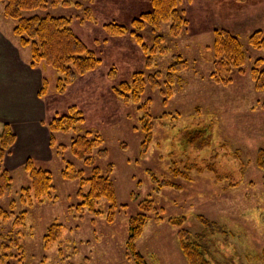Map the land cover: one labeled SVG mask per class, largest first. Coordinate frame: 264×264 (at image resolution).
<instances>
[{
  "label": "rangeland",
  "instance_id": "1",
  "mask_svg": "<svg viewBox=\"0 0 264 264\" xmlns=\"http://www.w3.org/2000/svg\"><path fill=\"white\" fill-rule=\"evenodd\" d=\"M53 1L48 0L45 11L25 15L47 13L71 17V29L100 63L77 77L60 95L55 92L56 72L47 67L43 76L48 83L46 92L40 95L41 88L38 91V97L45 101L47 115L46 120L38 121L42 128L38 127L40 132L34 137H40L43 142L46 131L45 150L49 160L31 157L34 149L28 155H21L22 138L16 142V135L3 159V167L13 179V190L0 200V205L7 208L15 200V213L26 209L19 200V191L29 184L23 170L25 162L31 159L52 172L56 200L27 209V226L21 239L25 263L134 264L125 246L128 219L137 213V202L151 193L156 208L162 209L159 214L162 220L157 221L151 214V220L135 242L136 250L147 264H187L177 245V228L168 223V218L184 216L182 228L197 232L202 228L198 215L224 225L233 234L229 245L222 247L223 253L230 251L241 264H264L260 259L264 252V171L256 165L257 151L264 148V91L255 89L250 74L255 60H264V51L253 48L249 41L256 31H261L264 37V0H178L177 8L184 21L179 27L165 21L155 28L146 24L138 31L143 43L152 48L148 49L150 64L148 55L130 32L134 19L152 12V0H56L51 4ZM14 24L15 21L4 17L0 3L2 42L20 65L26 57L29 61L30 50L21 47L12 34ZM108 24L124 26L127 32L110 34L105 28ZM216 31H226L238 39L245 58L242 69L231 67L226 72L218 67L220 59L213 49ZM156 37L161 40L155 42ZM153 41L158 47L154 48ZM177 56L185 60L187 68L173 73L174 78L171 77L167 87L168 72ZM137 72L146 80L141 101L149 103L153 132L151 143L143 153L137 106L125 104L114 91L120 83L130 82ZM150 81L157 82V86H151ZM71 106L80 110L84 122L77 126L76 133H57V144L69 146L71 137L86 131L101 135L103 143L92 156L95 165L103 171L112 165L111 177L119 207L111 222L107 221L109 205L104 200H99L96 206L101 214L74 208L79 202L75 196L78 182L61 177L62 162L50 148L47 125L53 118L66 114ZM192 120L212 126L213 141L228 147V151L219 150L217 165L220 173L235 174V187L216 183L209 173L194 175L192 180L170 177L168 153L173 149V137ZM103 150L105 155L100 154ZM226 152L240 153L243 173L238 171L237 160L224 157ZM202 156H196L197 160ZM64 157L76 169L89 174L90 168L84 167L68 150ZM225 159L226 168L223 167ZM231 162L234 166H229ZM146 172L159 179H170L178 188H164L155 193L151 191L153 184ZM131 193L136 194V200L131 199ZM10 222H0V229L9 228ZM53 224L59 228L58 236L45 247L43 236Z\"/></svg>",
  "mask_w": 264,
  "mask_h": 264
},
{
  "label": "trees",
  "instance_id": "2",
  "mask_svg": "<svg viewBox=\"0 0 264 264\" xmlns=\"http://www.w3.org/2000/svg\"><path fill=\"white\" fill-rule=\"evenodd\" d=\"M55 1L51 4H54ZM0 3L3 5L4 17L15 21L12 34L18 39L21 47H28L30 50L29 66L39 68L45 65L56 72L55 92L57 94H62L77 77L99 65V59L71 29V17L55 16L47 13L43 16L38 14L25 15V13L37 10L45 11L48 0H0ZM177 4L178 0H152V12L142 14L138 19L131 22L133 31L130 32V35L141 45L146 55L150 54L148 49L152 48L143 43L138 31L142 30L146 24H150L155 28L160 22L165 21H171L173 27H179L184 21ZM105 28L108 33L113 35L127 32L124 26L116 24H108ZM160 40L161 37L155 38V42ZM249 41L253 48L264 51V37L261 31L254 32ZM155 42H152L155 45L154 48L158 47ZM213 49L214 55L220 59L217 64L220 69L226 72L231 67L242 69L245 62L244 51L236 37L226 31L214 32ZM147 58V63L150 64V55ZM176 59L170 68L171 72H168L167 81L165 82L167 87H170L171 77L174 78L173 73L181 72L187 68L185 60H181L180 56H177ZM239 73H242L241 70ZM250 74L255 89L264 91V60L261 58L256 59ZM150 84L155 87L158 83L150 81ZM47 86L48 83L43 78L40 95L45 94ZM145 87L146 80L143 79L140 72H137L133 74L130 82L124 81L114 88L116 95L122 98L125 104L132 103L137 106L135 111L139 117L138 123L142 133L141 136L143 135L142 153L151 143L153 134L150 124L149 103L148 101H141ZM83 122L81 112L75 106L69 107L66 114L53 118L47 125L50 134V148L54 156L62 162L61 177L66 181L76 180L78 182V190L75 196L79 202L75 204L74 208L79 211L85 209L95 214H101L96 206L99 200H104L109 205L106 211L107 221L111 222L115 210L119 207L114 181L111 177L112 165L107 166L106 170L103 171L95 165L92 156L93 151L103 143L101 135L92 131L77 133L71 137L69 146L57 144L55 138L57 133H76L77 126H80ZM14 142L15 134L11 126L6 123L0 124V200L9 196L13 190V179L9 171L3 167L2 162ZM213 142L212 126L197 120L188 122L187 126L179 130L172 140L173 149L168 153L171 160L167 168L170 177L172 179L192 180L194 175L209 173L216 183H221L226 188L235 187L237 184L235 174L233 172L220 173L217 165V158L221 156L219 150L228 151V147L219 141ZM66 150L69 151L72 157L81 160L84 167L90 168L89 174L85 175L82 169H76L71 160L64 157ZM103 151L100 154L105 155L106 151ZM200 155L203 156L197 160L196 156ZM229 155V152H226L224 157H230L232 161L237 160L239 162L238 171L243 173L244 164L240 160V153ZM205 156H209V158H204ZM226 162L225 159L223 164L225 168L227 166ZM256 165L264 171V148L257 151ZM229 166H234L233 162ZM23 170L27 175L29 184L19 191V200L26 209L15 213V200H11L7 208L0 205V222L5 224L13 219L9 224V228L3 227L1 224L0 264H26L25 249L21 239L24 238V229L27 226V209L32 208L35 204L39 205L49 200H56L52 172L49 169L39 167L33 160L28 159ZM146 175L153 184L151 191L155 193L164 188H178L170 179H159L150 172H146ZM138 187H140L139 184ZM130 197L133 201L136 200L135 193H131ZM120 207L123 208V205ZM160 211L162 209L158 210L156 208L150 193L137 202V213L131 215L128 219V237L125 246L127 256L134 264H147L144 257L136 250L135 242L141 236L148 221L151 220V214L155 215L157 221L162 220L159 215ZM197 220L202 228L197 232H191L182 228L185 222L184 216L168 218V223L177 228L175 234L177 245L187 264H241L240 261H235L230 251L222 252V247L229 245L233 234L228 232L224 225L207 220L202 215H198ZM58 229L55 224L47 229L46 234L43 236L45 247L56 239ZM260 259L264 262V252L260 255Z\"/></svg>",
  "mask_w": 264,
  "mask_h": 264
},
{
  "label": "crops",
  "instance_id": "3",
  "mask_svg": "<svg viewBox=\"0 0 264 264\" xmlns=\"http://www.w3.org/2000/svg\"><path fill=\"white\" fill-rule=\"evenodd\" d=\"M2 39L0 32V124L11 126L16 142L22 138L21 155H28L34 149L31 157L48 161L49 156L45 150L46 131L43 142L40 137H34L36 132H40L38 121L46 120L45 101L38 97V91L48 69L43 66L29 67L27 57L19 65L17 58L11 56Z\"/></svg>",
  "mask_w": 264,
  "mask_h": 264
}]
</instances>
